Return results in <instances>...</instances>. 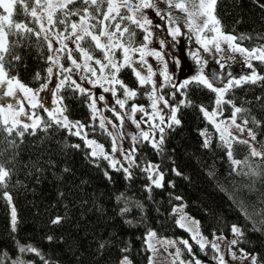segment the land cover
I'll return each instance as SVG.
<instances>
[{
  "label": "trees",
  "instance_id": "trees-1",
  "mask_svg": "<svg viewBox=\"0 0 264 264\" xmlns=\"http://www.w3.org/2000/svg\"><path fill=\"white\" fill-rule=\"evenodd\" d=\"M19 10L17 5L13 21L28 23L39 31V24L18 14ZM213 13L220 21V29L235 36L237 43L247 48L263 45L264 0H216ZM3 14L0 9V15ZM77 20L76 16L69 18V22ZM124 24L135 32L132 47H139L146 33L129 21ZM65 27L57 24L51 34L61 36L70 30L66 32ZM94 31L98 32L99 27ZM123 39L127 44V34ZM14 40L19 43L12 46V55H5L9 77L30 87L38 86L48 74L47 41L43 35L9 36L10 44ZM78 43L95 58H103V52L95 49L90 40ZM74 51L78 54L76 48ZM116 52L119 54V49ZM13 55L21 59L13 60ZM62 59L63 63L67 61L65 54ZM250 63L259 76H264V61L251 58ZM64 73L61 68V80ZM118 78L137 91L135 98L127 100L126 107L136 104L149 110L150 85L141 87L129 67L121 69ZM172 85L163 84L161 92L169 103L179 107L176 115L181 123L164 128L159 150L135 134L140 142L134 141L135 161L134 166H129L130 178L120 166L114 168L102 156L93 157L82 136L55 124L41 107L37 128L24 130L22 125L18 126L19 131H24L22 137L17 131L9 136L0 123V167L9 173L0 182V264H13L16 258L23 264H118L124 255L131 264H149L144 242L148 229L160 236H188L187 230L176 222L174 205L179 201L198 219L206 238L203 249L190 239L191 252L179 242L182 256L218 264L212 237L231 235L236 224L243 235H235L238 243L232 245L233 251L240 254L243 249L256 255L257 263L264 264V155L252 156L249 143H239L243 139L233 137L232 157L242 162L233 165L226 144L201 111V107L213 106L215 92L203 85L190 84L180 90L179 85ZM116 89V94H120L119 85ZM226 89L223 99L246 110L237 114L236 121L244 125L247 119L249 123L244 126L255 133V141L264 147V80ZM55 92L57 98H64L59 104L66 109L64 114L83 123L87 136L109 150L110 136L92 118L89 94L82 95L67 83ZM181 100H190L191 104L181 106ZM233 110L232 104L222 103L223 117L232 115ZM253 118L260 123H253ZM206 138L210 139L208 148L203 146ZM13 140L15 145L9 147L8 142ZM149 162H155L163 173L162 187L153 185L144 171ZM7 193L14 205V226ZM125 208L128 211H122ZM56 217L62 219L53 224ZM21 245L35 248L36 252H21Z\"/></svg>",
  "mask_w": 264,
  "mask_h": 264
},
{
  "label": "snow or ice",
  "instance_id": "snow-or-ice-1",
  "mask_svg": "<svg viewBox=\"0 0 264 264\" xmlns=\"http://www.w3.org/2000/svg\"><path fill=\"white\" fill-rule=\"evenodd\" d=\"M169 7H174L176 9L181 10L182 12H185L187 14L188 19V26L190 29H194L197 32H203L205 29H208L210 32L215 33V35L211 36V38L205 37L204 39H201L200 36H197V40L203 45L205 51H209V45H212L216 51H220V40H223L225 42H228L232 45L233 51L238 52H248L249 56L253 57L254 59L264 61V48L262 49H253L251 52H249L248 49L241 48L239 45H235L232 42H234L237 38L232 35H225L219 25L220 21L216 19L214 16V6L216 4V0H167ZM32 5L31 8H29V5ZM80 4L82 7L72 8L70 6ZM20 6V10L18 14H21L25 17H31L32 21L39 24V31L34 29L33 27H30L28 23L25 22H14L12 17L14 14V10L16 9V6ZM106 6V9H105ZM155 7L152 0H138V2H133V0H0V9H3V12L6 13V15H0V85L7 84L8 91L5 93L8 96H15L17 93L14 89V85L16 88H19L22 90L25 94L33 93V96L30 100V104L32 108H36L40 105L39 100H36V96L38 95V91L43 90L47 88V84H42L41 88L37 90L35 93L31 88H27L25 85L21 84L19 79L16 77H9L8 72L5 69V55H12V46L19 43V41L14 40L9 42V36L14 37H28L30 35H35L37 38H39L41 35H43V39L48 42V48L50 51L54 52H61V51H67L68 53V59L71 60V63L75 66L76 69L84 68L85 70L91 72L92 76H96L97 69L92 67L89 64V61H94L96 65H99V71L103 73L105 69H111L109 76L104 77L107 79L109 84L113 85H119L120 88L123 90L125 99H117L116 104L119 105L120 108H124L125 104L128 99H133L137 96V91L129 89L127 85L123 83L122 80L118 78V74L120 73L121 69L125 67L131 68V70L134 72L135 76L138 78L139 85L141 87L146 85H151V91L147 93L149 99L152 100L151 107L153 110H157V105L159 102H163L165 106H168V101L162 96H157L156 93L158 91L156 82L152 79V77L155 75V73L152 72V68L150 65H147V61L144 59L145 55H153L157 57L158 59H162L161 54L156 51L152 52H145V49L147 48V45H141L140 47H132L133 44V37L135 36V32L130 30V27L128 25L124 24V21H129L132 25H135L136 28L143 29L145 33H147L144 36V40L148 41L151 32L149 31L148 25L151 24V21L147 19L142 13V9H148ZM190 7L192 10H190ZM124 10V11H122ZM128 13L127 15L124 13ZM60 14L63 18H59L57 14ZM159 15V12L157 13ZM72 16L78 17L77 21L69 22V18ZM203 18V19H200ZM175 19H179V17H176L173 19V22H175ZM197 19H200V26H197ZM45 21L47 24V27L45 25ZM92 21H96V23H92ZM115 22V23H113ZM212 24V27L209 28V24ZM57 24L60 25H66L65 31L67 32L68 29H71L70 35L62 36L60 39V43L62 45L61 48L53 49V41L50 38V33L52 32V29L56 27ZM99 27V31H94ZM127 34L128 36V42L127 44L124 42V36ZM179 34V28H174L172 30V35L175 37ZM73 37L75 38L73 40V43L76 44V50L81 54L83 57V65L81 63H78L76 59L72 58V49H68L67 44H64V40H72ZM243 39V37H241ZM86 40H90L94 43L95 49H98L103 52L104 54V60L105 62H102L101 59H96L92 52L89 51V49H86L81 46V43L78 42H84ZM163 43V41L161 42ZM120 49L123 51V61L122 62H116L114 60V50ZM140 53V59L139 62L134 61L130 53ZM255 53H259V55H255ZM195 55V54H193ZM13 60L19 61L21 57L19 55H13ZM49 61H53L55 64H59V60H53L52 56L48 57ZM143 65H147V75H142L141 73L144 71ZM64 72L70 73L72 71L71 68H63V65H59ZM249 67H251V64H249ZM193 76L190 80H185L182 84L179 85L178 90L180 89H186L188 85L194 84V85H203L204 87L211 89L212 91L217 93V99L215 101L217 109H219L220 105L222 103H228L232 104L233 106V114L231 118V124L234 125L237 129H239L241 132L244 131V128L241 127V125L236 124V117L237 114L246 111L245 109L241 107H237L233 104L231 100L225 101L223 99L225 92L227 89H221V88H214L213 82L209 81V79L202 74ZM47 72L49 76L53 73V68L49 67L47 69ZM37 79H39V76H37ZM164 79L166 82H171V78L167 75V73H164ZM258 80H264V76H259L253 71L251 76H245L241 79H237L235 81H229L228 87L231 88L233 86H240L242 83H256ZM100 81H92L89 80V83L98 84ZM66 83L68 84V87L72 88L73 90H78L80 94H86L88 93V90L81 87L80 84H78L75 80H71L69 76H65L64 79L60 81V83L57 85L56 91L59 92L62 88L65 87ZM173 87H176L175 85H172ZM105 92L111 91L113 95L116 94L115 88H104ZM89 99L90 104L89 107L92 109L93 112V119H95L96 115L98 114V109L96 107V98L93 97L90 93ZM184 94V93H182ZM173 97L175 96V93H172ZM63 97H59L56 101L57 104H62ZM105 99L104 96H100L99 100L103 101ZM35 101V102H32ZM191 104V101L188 100H181L180 105L181 106H188ZM9 109H11V105L8 106ZM4 109L0 107V113H3ZM45 111L48 112V116L51 118V120L55 123L60 125L61 127H64L68 129L70 132H72L73 135L76 136H82L86 139V142L89 146L95 145V148H93L91 155L93 157L96 156H102L104 159H111L109 155H107L104 152L103 145H99L94 140H88L87 139V133L82 132V129H84L85 125L81 124L79 121H69L67 115H65L66 109L64 107H57L55 109L54 114L52 111H49L48 109H45ZM113 111H115L113 109ZM137 111L144 113L145 115H148L147 112H145L144 108L138 107L136 105L132 106V112L136 113ZM179 111V107H172L170 112V121L171 123L168 124V127H172V124L179 125L181 121L177 118L176 113ZM201 111L204 113L206 117H208L209 120H213V117L218 115L217 110H213L211 114L201 107ZM117 118L122 120L123 117L120 116L118 112L115 113ZM21 115L27 116L28 113L25 111L23 106H20L18 111L14 112V118L12 119L11 123L7 116H4L2 120H0V123L3 125V131L6 132L9 136L14 131H17L19 136L24 135V131H19L18 126L22 125L24 130L29 129L30 127L35 129L38 127V125L41 122V118L39 116H35L33 114V118L35 120V123L32 125H29L27 123H23L21 120L15 118L19 117ZM156 115L159 116V119L161 123L164 122V116L160 115L159 111H156ZM135 122V121H134ZM215 122V121H213ZM137 123V127H139V123ZM244 125H247L249 121L245 119L243 121ZM253 123L259 124V121H256L255 118H253ZM108 124H111V121H108ZM49 127L51 125H48ZM217 128H219V124L216 125ZM99 127L101 129L107 130L106 124H105V118L101 117L99 121ZM151 127V126H150ZM156 128H159V131L161 133L164 132V128L160 127V125H155ZM74 129V131H73ZM108 135L112 136V133L108 131ZM202 136H206V133L202 132ZM248 135L255 140L256 136L255 133L248 129ZM140 137L143 141H150L152 144V147L155 149H160L161 145L163 144L164 137L161 135L159 137V140H157L155 137H150V134L148 131H142L140 133ZM221 140L224 141L228 148L227 155L229 158L232 157V145L231 143L225 139L223 134H221ZM6 139V138H5ZM133 141L140 142L137 140V137H132ZM239 143L242 144H248L249 142L247 140H239ZM9 147H12L15 145V141H9ZM203 146L205 148H208L210 146V139L206 138L203 142ZM75 147H79V145H75ZM96 148H98L100 151L97 152ZM118 150L123 151L122 149H118L115 144V138L113 137V148L112 152L115 153ZM135 151L136 148L133 147L130 152H127L124 155V159L129 161V166H134L135 161ZM252 156H262L264 153L257 152L254 148L251 150ZM118 161L112 162V167H116V164ZM241 161L232 160L233 165H239L241 164ZM158 165L149 163L148 166L144 169V171L152 173L156 172L158 175V178L153 179L152 176H149V179L152 180V184L156 187H162V181H163V173L158 172ZM122 170L128 175V177H131V172L129 171V167H124L121 165ZM235 171V169H233ZM9 173L7 170H5L3 167H0V182H3L6 177H8ZM179 175V173H177ZM151 189L149 188V191ZM10 199V197H9ZM119 199V198H118ZM177 199H180V197H177ZM122 211H128L127 208L122 209ZM61 217H56L52 223L58 224L61 221ZM183 220V217L181 218ZM12 222L13 226L15 225V210L13 209L12 213ZM180 227H184V224L180 222ZM232 232L235 233L237 236H242L243 233L241 232V229L237 226L232 227ZM149 238H153L156 236L155 232H149L148 233ZM49 239H51L49 237ZM195 239V237H193ZM221 239H223L221 237ZM158 243H161L162 245H174L175 241H158ZM181 243H183L189 252L192 251V246L189 245L187 240H182ZM199 243V241H198ZM238 243L237 240H232L231 244L236 245ZM204 244L200 243V247L203 249ZM216 251H219V246L215 243L211 245ZM148 247L153 250L155 253L157 250L155 249L154 245H152L150 242L148 244ZM21 252L25 251H31L36 252L35 248H24L21 247L19 249ZM166 250V249H165ZM242 253L241 258L242 259H250L251 264H256L257 262V256L251 255L247 252H244L243 249L240 250ZM38 254V253H37ZM232 258L236 259V253L233 252ZM175 256L178 258L180 256V249L176 250ZM220 264H225V260L223 258V255L218 257ZM13 264H23L22 261H14ZM120 264H131V261L125 256L121 261ZM149 264H155L153 260L150 259ZM173 264H175V261H173ZM181 264H184L183 261H181ZM189 264H192L190 261ZM194 264H201L199 260H195Z\"/></svg>",
  "mask_w": 264,
  "mask_h": 264
},
{
  "label": "rangeland",
  "instance_id": "rangeland-1",
  "mask_svg": "<svg viewBox=\"0 0 264 264\" xmlns=\"http://www.w3.org/2000/svg\"><path fill=\"white\" fill-rule=\"evenodd\" d=\"M133 2L134 3L138 2V0H133ZM152 2L154 3L155 7L142 9L143 15L147 17L148 20L151 21V24L147 26L149 28V31L151 32V36L148 41H144L141 45L144 44L147 45L145 52L156 51L159 52L162 57V59H158L153 55H145L144 57V59L147 61V65H150L152 68V72L155 73L152 79L156 82L158 88V91L156 93L157 96L160 95L163 96L161 92V87L163 84L169 83L166 82L164 79L165 72L171 78V82L169 84L180 85L185 80L191 79L193 76L200 75L202 69L203 70L202 74L206 76L209 79V81L213 82V87L221 88V89H225L228 86L230 80L235 81L245 76H251L253 71H255V73L258 75L255 69L249 67V64H251L250 60L253 57L249 56L248 52L242 53L238 51H233L232 45L223 40L219 41L220 49H221L220 51H216V49L212 45H209V49H210L209 51H205L203 45L197 40V36H200L201 39H204L205 37L211 38V36L215 35V33L207 31V29H205L203 32H197L194 29H190L188 26L187 14L174 7H169L167 0H152ZM190 10H192L191 7ZM158 12L159 15L157 14ZM3 15H6V13H4ZM176 17H179V19H175V22H173V19ZM200 19H197V26H200ZM45 25L47 27L46 21H45ZM177 27L179 28V34L173 37L172 30ZM211 27L212 24L210 23L209 28ZM70 33H71V29L67 33L62 34L61 36H56L50 33L49 34L50 38L53 41V49L61 48L62 45L59 42L61 37L70 35ZM223 33L225 35H232L227 32H223ZM74 39L75 38L73 37L72 40H64L63 43L67 44L68 49H72V58L76 59L78 63H81L83 65V57L79 52L78 54H76L74 51V49L76 48V44L73 43ZM162 41L163 43H161ZM232 43L235 45H239L241 48L248 49L249 52H251L253 49L264 48V43L263 45L255 46L252 48L244 47L241 44L237 43L236 41ZM116 51L117 49L114 50V60L118 63L122 62L124 55L123 51L119 49L120 51L119 54H117ZM63 54H65L67 57V61L65 63H63V59H62ZM255 55H259V53H255ZM49 56H52L53 60H57V59L59 60V64H55L53 63V61H49L47 65V69L49 67L53 68V73L51 74V76L47 74V78L43 82H41L38 86L35 87H30L20 82L21 84L25 85L27 88H31L34 93L41 88L42 84H47V88L38 91V95L36 96V100H39L40 105L37 106L36 108H32L30 104V100L33 96V93L25 94L22 90L16 88L15 85H14V89L17 94L15 96L6 95L5 93H7L8 87L7 84L5 83L4 85H0V107L4 109L3 113H0L1 119L4 116H7L11 123L12 119L14 118V112L18 111L20 106L24 107L28 115L27 116L21 115L15 118L29 125L35 123L33 114L41 118L40 107L43 109L45 113H47V115L48 112L45 111V109H48L49 111H52L54 114H56L55 109L57 107H60V105L56 103L58 98L56 96L55 89L56 86L61 81L60 78L61 67L59 65H63L64 68L72 69L70 73L65 72L64 77L69 76L71 80H75L78 84L81 85V87L87 89L88 93H90L93 97L96 98V107L98 109V114L96 115L95 119L99 123L100 118L104 117L107 130L112 133V136H110V140H111L110 149L106 150L103 146L104 152L107 155H109V157L111 158V159H107L110 166H112V162L118 161L116 166L121 167V165H123L124 167H129V161L124 159V155L127 152H130L134 147V141L132 137H135V134L137 133L140 135L142 131H148L150 137H155L157 140H159V137L161 136V132L159 131V128L155 127V125H160V127L165 128L171 122L169 119L171 108L176 107V105L171 104L169 102H168V106H165L161 101L157 105V110H153L151 107L152 100L150 99L149 110L144 109L145 112L148 113V115H145L144 113L139 111L133 113L132 106L136 104H131L129 108H127L125 104L124 108H120L119 105L116 104V100L125 99L123 90L121 89L120 94H115V95H113L111 91L108 92L104 91V88L116 89V85L109 84L107 79L104 78L109 76L111 69H105V71L101 73L99 71V65H96L94 61H89V64L97 69L96 76H92L91 72L85 70L83 67L80 69H76L75 66L71 63V60L68 59V53L66 50L61 52H54L49 50ZM130 56L134 61L139 62L140 53L138 52L130 53ZM96 59H101L102 62L106 63V61L104 60V54H103V58H96ZM147 65H143L144 71L141 73L142 75H147ZM89 80L92 81L99 80L100 82L98 84H94V83H89ZM128 88L133 90V88L129 86ZM150 91H151V85H150ZM101 95L105 97L103 101L99 100V97ZM216 99H217V93L215 92V100L213 106L204 109H206L209 112V114H211L213 110H217L218 115L213 117V120H209L208 117L206 116L205 117L214 124L218 135L221 137V134H223L225 139L228 140L229 142L233 137L247 140L249 142L251 150L252 148H254L257 152L264 153V147L259 145V143H257L248 135L247 127L236 121V124H239L241 125V127L244 128V131L241 132L234 125L231 124L232 115L225 117L221 115L222 104L220 105L219 109H217L215 103ZM89 104H90V99H89ZM9 105H11V109H9L8 107ZM136 106L141 107L140 105H136ZM113 109L115 111H113ZM156 111H159L160 115L164 116L165 119L163 123H161L159 116L156 115ZM116 112H118L120 116L123 117L122 120L117 118L115 114ZM91 114L93 118L92 109H91ZM69 121L75 122L78 120L69 119ZM108 121H111V124H108ZM136 122L139 123V127H137ZM217 124H219V128H217L216 126ZM82 132H85V129H82ZM113 137L115 138L116 147L118 149H122L123 151L118 150L115 153L112 152ZM87 139L94 140L96 141L97 144L103 145L100 141H98L97 139L91 136H87ZM84 140L86 142L85 138ZM87 146L91 154L93 148H95V145L89 146L87 144ZM96 151L99 152L100 150L96 148ZM231 159L234 158L231 157ZM149 163L156 165L155 162H149ZM158 172L160 173L159 170ZM148 174L149 176L151 175L153 179L158 178V175L155 171L152 173L148 172ZM7 197L8 198L10 197L8 193H7ZM9 207L11 214V224L13 225L12 213H13L14 205L10 199H9ZM174 211L176 213L177 224L179 226H180V222L184 224L183 228L187 230L188 236L187 237L171 236V235L160 236L156 234L155 237L149 238L148 233L154 232V230L148 229L144 234V242L149 251V261L151 259L155 262V264H173V261H175V264L177 263L181 264V261H183L184 264H189V262L191 261L192 264H194L195 260H199V259L192 260L190 258L182 256L181 253L178 258L175 256L176 250L179 249V242H181L182 240H187L190 245L189 240L191 239L192 241H195L197 243L199 241L198 244L200 243L204 244L206 238L199 229L198 219L195 216L189 214L185 210V206L182 201H179L174 205ZM182 217L183 220L181 219ZM235 226L237 225L235 224ZM235 235L236 234L232 232V234L228 236L222 234H215L212 237L211 240L212 243H215L219 246V251H216V261L218 264H220L218 257L221 255H223L225 264H251L250 259L246 260L241 258L242 253L240 254L236 253L237 258L236 259L232 258L231 254L234 251L232 249L231 241L235 239ZM193 237H195V239H193ZM221 237L223 239H221ZM169 240L175 241L176 243L174 245H167V246L158 243V241H169ZM149 242L152 245H154L155 249L157 250L155 253L151 248L148 247ZM19 243L20 242H18V245ZM28 244L32 245L31 242H29ZM24 246L26 245H21V247ZM249 254L253 255L252 253ZM125 256L127 257V255H124L122 259ZM13 261H19V259L16 258L13 259ZM120 261L118 264H120ZM199 261L201 262V264H214L212 262H206L201 260ZM256 264L259 263L256 262Z\"/></svg>",
  "mask_w": 264,
  "mask_h": 264
}]
</instances>
